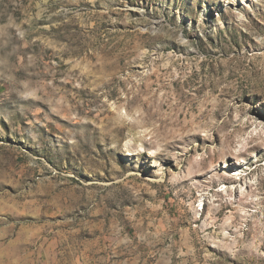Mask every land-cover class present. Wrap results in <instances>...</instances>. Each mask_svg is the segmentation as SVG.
I'll return each mask as SVG.
<instances>
[{
    "label": "rangeland",
    "instance_id": "rangeland-1",
    "mask_svg": "<svg viewBox=\"0 0 264 264\" xmlns=\"http://www.w3.org/2000/svg\"><path fill=\"white\" fill-rule=\"evenodd\" d=\"M0 264H264V0H0Z\"/></svg>",
    "mask_w": 264,
    "mask_h": 264
}]
</instances>
